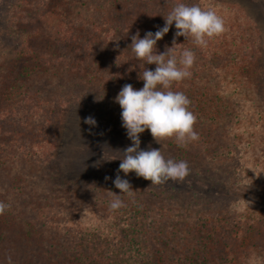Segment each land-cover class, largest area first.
<instances>
[{
  "label": "trees",
  "instance_id": "obj_1",
  "mask_svg": "<svg viewBox=\"0 0 264 264\" xmlns=\"http://www.w3.org/2000/svg\"><path fill=\"white\" fill-rule=\"evenodd\" d=\"M179 3L211 8L225 24L203 48L176 38L177 55H196L191 78L172 90L190 99L199 139L181 148L146 130L140 148L186 161L189 175L236 196L151 186L119 169L60 180L56 129L65 109L96 103L127 135L115 97L126 84L144 86L131 38L163 28ZM175 32L173 23L157 54ZM258 35L249 14L221 0H9L0 33V201L11 208L0 215V264H264V201L248 198L264 182V100L250 69ZM117 174L134 194H122L126 206L113 212Z\"/></svg>",
  "mask_w": 264,
  "mask_h": 264
},
{
  "label": "clouds",
  "instance_id": "obj_2",
  "mask_svg": "<svg viewBox=\"0 0 264 264\" xmlns=\"http://www.w3.org/2000/svg\"><path fill=\"white\" fill-rule=\"evenodd\" d=\"M164 19L165 26L155 33L149 31L144 38H140L137 32L131 38L134 58L142 62L143 70L139 79L144 82L143 88L137 90L131 84H126L115 97V102L122 110V127L132 141V145L122 152L118 171H122L125 176L135 172L137 177L150 181L151 186H160L169 181L183 182L190 174V169L186 161L166 159L159 149L140 150L141 133L148 130L156 143L171 139L181 148L199 139L194 128L197 116L190 110V99L184 92L172 90L174 84L191 78L196 55L187 48L177 55L176 38L182 36L195 47L203 48L210 39L225 31L224 20L216 11L202 9L198 5L176 4ZM173 23L176 28L173 46L157 54V41L168 33ZM145 64H155V71L146 69ZM84 123L94 126L96 121L89 116ZM113 183L120 194L113 192L108 207L115 212L126 206L122 194L131 197L134 191L130 182L119 174ZM10 208L9 203L0 201V215ZM8 260L11 264V257Z\"/></svg>",
  "mask_w": 264,
  "mask_h": 264
},
{
  "label": "rangeland",
  "instance_id": "obj_3",
  "mask_svg": "<svg viewBox=\"0 0 264 264\" xmlns=\"http://www.w3.org/2000/svg\"><path fill=\"white\" fill-rule=\"evenodd\" d=\"M221 1L245 11L256 25L259 33L258 54L250 69L255 72L257 70L259 74L258 84L262 86L258 87L264 100V0ZM8 2L9 0H0V33L4 26ZM89 116L95 119L94 126L84 123L85 118ZM56 133L58 146L55 157L60 171L59 178L64 182L104 170L119 169L123 150L132 145L110 110L93 102L73 101L63 112ZM166 184L190 188L207 196H236L222 186L217 187L206 179H195L191 175L183 182L169 181ZM248 198L255 202L264 201V182L261 186L253 184Z\"/></svg>",
  "mask_w": 264,
  "mask_h": 264
}]
</instances>
